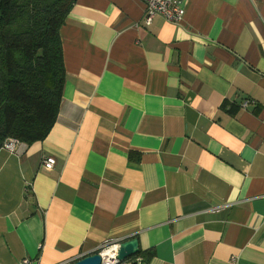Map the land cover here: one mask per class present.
Masks as SVG:
<instances>
[{
    "label": "crops",
    "instance_id": "obj_1",
    "mask_svg": "<svg viewBox=\"0 0 264 264\" xmlns=\"http://www.w3.org/2000/svg\"><path fill=\"white\" fill-rule=\"evenodd\" d=\"M180 1H76L52 131L0 148V264H264V0Z\"/></svg>",
    "mask_w": 264,
    "mask_h": 264
},
{
    "label": "trees",
    "instance_id": "obj_2",
    "mask_svg": "<svg viewBox=\"0 0 264 264\" xmlns=\"http://www.w3.org/2000/svg\"><path fill=\"white\" fill-rule=\"evenodd\" d=\"M76 1L0 0V148L52 131L66 82L60 30Z\"/></svg>",
    "mask_w": 264,
    "mask_h": 264
},
{
    "label": "built area",
    "instance_id": "obj_3",
    "mask_svg": "<svg viewBox=\"0 0 264 264\" xmlns=\"http://www.w3.org/2000/svg\"><path fill=\"white\" fill-rule=\"evenodd\" d=\"M143 2L145 4V23L147 25L151 24V22L158 16L163 17L170 23L180 24L186 14L183 3L180 0H143ZM247 105L248 102L245 106ZM18 145H20L19 141L10 140L6 142L2 148L10 152H15ZM43 165L46 169L52 170L56 165V159L54 157L45 158L43 160ZM119 248L120 243L118 242L106 243L103 245L97 253L101 257V264H120V261L118 260ZM79 260L81 259L71 260L60 264H75ZM28 263L27 260L23 262V264ZM122 264L131 263L126 262Z\"/></svg>",
    "mask_w": 264,
    "mask_h": 264
},
{
    "label": "water",
    "instance_id": "obj_4",
    "mask_svg": "<svg viewBox=\"0 0 264 264\" xmlns=\"http://www.w3.org/2000/svg\"><path fill=\"white\" fill-rule=\"evenodd\" d=\"M140 253V243L137 238L120 243L118 252V260L120 264L130 262L131 264H137V262H131ZM101 257L95 253L79 260L75 264H101Z\"/></svg>",
    "mask_w": 264,
    "mask_h": 264
},
{
    "label": "rangeland",
    "instance_id": "obj_5",
    "mask_svg": "<svg viewBox=\"0 0 264 264\" xmlns=\"http://www.w3.org/2000/svg\"><path fill=\"white\" fill-rule=\"evenodd\" d=\"M8 141H10V140H8ZM8 141H6V142H8ZM6 142H5V143H6Z\"/></svg>",
    "mask_w": 264,
    "mask_h": 264
}]
</instances>
